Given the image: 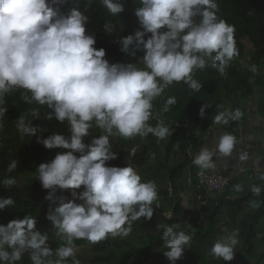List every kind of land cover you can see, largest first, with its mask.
Wrapping results in <instances>:
<instances>
[{
	"label": "clouds",
	"instance_id": "9594fccd",
	"mask_svg": "<svg viewBox=\"0 0 264 264\" xmlns=\"http://www.w3.org/2000/svg\"><path fill=\"white\" fill-rule=\"evenodd\" d=\"M57 2L0 0V131L7 111L6 96L18 91L26 103L46 106L47 120L69 125L70 137L53 133L41 138L37 134L43 130L32 123L41 116L39 110H30L16 120L21 139L35 136L46 149L69 150L58 152L35 169L42 188L49 190L45 199L56 205L49 208L46 219L62 244L52 250L47 243L49 233L39 231L37 218L26 214L6 226L0 224V264H18L26 252L30 264H69V258H73L71 264H80L75 259V241L98 244L109 237L126 238L134 222L151 220L154 206L160 208L158 185L154 180H143L131 164L107 166L106 162L117 159L110 138L139 137L144 141L151 135L158 141L166 140L174 129L160 117L177 103L176 97H168L160 113L154 112L153 102L174 83L199 92L202 83L194 78L198 70L210 67L224 75L240 55L235 25L218 16L217 0H140L134 12L142 30L121 36L117 42L129 57L143 52V67L132 62L110 63L106 50L95 47V35L87 27L88 15L79 8L64 15L51 6ZM100 3L113 16L125 11L124 0ZM114 29L112 24L104 25L106 34ZM249 69L254 74L259 71L257 65ZM206 109V104L199 109L202 119ZM243 116L239 107L218 105L212 123L228 125ZM153 119L155 125L150 123ZM93 127L101 129L102 134L86 144L83 138ZM239 144L236 135L224 132L214 139L211 149L202 147L191 163L203 175L205 170H217L213 157L218 161L235 157L246 162L250 154L238 148ZM135 151L133 147L129 154ZM18 164V159H12L6 172H14ZM260 178L264 180V175ZM16 183L12 176L0 180L5 188ZM82 186L83 191L77 192ZM233 187L236 192L243 191L241 184ZM58 189L70 190L72 199L57 197ZM250 191L260 196L264 188L252 185ZM15 203L12 196L0 197V211ZM253 206L259 207L260 202ZM172 215L165 213V219L171 220ZM158 227L163 228L161 239L167 249L163 255L170 264H176L190 249L195 233L179 223ZM238 237L239 231L233 230L217 238L210 255L232 261Z\"/></svg>",
	"mask_w": 264,
	"mask_h": 264
},
{
	"label": "trees",
	"instance_id": "16d2710c",
	"mask_svg": "<svg viewBox=\"0 0 264 264\" xmlns=\"http://www.w3.org/2000/svg\"><path fill=\"white\" fill-rule=\"evenodd\" d=\"M124 3L125 11L119 16L108 13L100 0H58L51 6L59 9L64 15L72 8L84 11L89 17L88 31L96 38L95 47H103L106 50V59L110 63L132 62L138 67H143V52L129 57L120 51L121 46L117 42L121 36L126 37L142 30L134 12L135 8L140 6V0H124ZM217 3L218 16L235 25L239 57L231 62L224 75L210 67L198 70L194 78L202 83L199 92H194L183 83H174L153 102L154 112L160 113L168 97L174 96L177 100V103L160 117L174 129L168 137L164 152L157 138L151 135L144 141L139 137L132 140H125L120 136L110 138L117 159L106 162V165L125 167L131 164L143 180H146L144 175L154 177L149 180H154L158 185L160 208L154 206L151 220L141 218L134 222L133 231L126 238L109 237L98 244H90L86 240L75 241L78 247L91 246L90 250L85 251L89 254L86 264H170L163 255L167 249L161 239L163 228L158 225L173 223H179L182 228L195 233L190 249L185 250L183 257L176 264H222L220 259L210 255V248L218 234L223 232V227H227L230 232L235 230L234 228L239 231L235 255L240 257L241 264H264V191L260 196H254L250 191L252 185L264 188V180L260 178L264 175V169L259 173L250 171L244 175V179L230 178V183L223 192L212 191V195L209 190L198 185V168L191 163L195 150L200 147L197 131L206 130L213 125L212 117L217 112V106L226 107L228 102H232L231 107H239L245 116V110L239 100L249 99L257 92L254 86L262 82L264 84V79H256L260 81L253 82L252 72L243 68L247 60L252 65L264 67V0H217ZM199 19L196 17L197 21ZM106 23L115 26L111 34L104 31ZM246 40L251 43V49L247 48ZM203 104L208 105L209 109L205 110V118L202 119L198 113ZM5 107L7 111L3 118L4 127L0 131V180L12 176L17 183L11 188L0 185V197L12 196L16 202L14 207L0 211V224L6 226L9 221L29 214L37 218V228L48 227L52 225L46 219L49 208L56 205L45 199L49 190L42 188L35 169L40 163L52 160L58 152L69 150L46 149L37 142L35 136L21 139L16 129V120L20 115L28 114L30 110H39L41 116L32 123L43 130L37 134L41 138H47L53 133L70 137L69 125L55 119L47 120L44 117L48 111L47 107L26 103L19 91L6 96ZM156 122L155 119L150 121L153 125ZM239 124L240 120L231 121L227 125L237 137ZM181 129L185 142L180 144L179 149L176 147V136ZM100 134L102 130L93 127L90 134L83 138V142L90 144ZM188 140L192 142L190 150ZM133 147L136 148L135 153L129 154ZM153 153H157V159L152 156ZM74 154L78 157L80 155ZM12 159L19 160L18 167L14 172L7 173V165ZM262 164L264 168V154ZM223 173L227 175L226 172ZM236 184H241L243 191H234L233 186ZM77 191H83V186ZM69 192L70 190L58 189L56 196L67 197ZM190 193L194 197L189 200L186 195ZM257 201L260 206L254 207L253 204ZM167 212L173 213L171 220L165 219ZM185 223L191 224L193 228L188 229ZM55 243L59 247L62 241L57 237Z\"/></svg>",
	"mask_w": 264,
	"mask_h": 264
},
{
	"label": "crops",
	"instance_id": "0c3cea01",
	"mask_svg": "<svg viewBox=\"0 0 264 264\" xmlns=\"http://www.w3.org/2000/svg\"><path fill=\"white\" fill-rule=\"evenodd\" d=\"M244 64L249 65V66L252 65L250 61ZM258 68H259L258 73L252 74V76L254 75L253 82L260 81L256 79H264V67L258 66ZM245 69L250 70L249 68H246V67ZM262 83L255 87L257 91L255 92V96H253L254 95L253 94L252 95L253 97L251 96L247 100H242V99L239 100L240 105H242L245 110V116L242 120H240L239 129L236 131V134L237 133L238 135L239 133L243 134L242 141L245 144L241 145L238 148H242L241 150H247L249 152L250 156H249L248 161L241 163L235 157L221 158L218 161L217 157H213V161L217 162L218 168L216 171L206 170L207 172L215 173L217 171H221V172H226L230 178L244 179V175H247L250 171H252V173L254 172L259 173V171H262L264 169L262 166L263 165L262 156L264 154V106H263L264 105V84ZM231 104L232 102H228L225 108L231 107ZM227 127H228L227 125L213 124L212 126H210V128L206 130L199 129L197 131V134L200 140V147L195 150L196 151L195 154H197L199 150L205 145L209 149H211L214 146L213 145L214 139L218 137L219 135L223 134L224 132H231L235 135V133L233 131H230ZM239 137L240 135L237 138L239 139ZM176 138H177V144H178V145L176 144L177 145L176 147L179 148L180 144L185 142V135L182 129L178 132V135L176 136ZM168 139L169 138H167L164 141H158V144L163 152L166 150V143ZM178 155L179 153L176 156ZM152 156L156 159L158 158L157 153H153ZM171 156H173L176 159L174 154H172ZM173 161L174 160H172V162ZM150 164L152 163L150 162ZM144 178H146V180H149V178L152 179L154 177H148V175H144ZM186 196H187V199L189 200L194 197L192 193L187 194ZM37 229L41 231L42 233L44 232L49 233V241L47 243L51 249L53 247L52 250H55L57 248L56 243H55L57 236L55 235V230H53L52 225L45 227V228H37ZM223 232H224L223 234L219 233L218 236L223 237V236L228 235L227 234V232H229L228 228L223 227ZM79 251L80 249L78 247L75 259H77ZM72 259L73 258H69V261L71 262ZM220 261L222 264L225 263L221 259ZM229 263L230 262H226V264H229Z\"/></svg>",
	"mask_w": 264,
	"mask_h": 264
},
{
	"label": "built area",
	"instance_id": "2783aa9c",
	"mask_svg": "<svg viewBox=\"0 0 264 264\" xmlns=\"http://www.w3.org/2000/svg\"><path fill=\"white\" fill-rule=\"evenodd\" d=\"M189 150L191 149L192 142L188 140ZM200 169H198L197 178L198 185L209 191L223 192L230 183V177L221 171L215 173L204 171L203 175L200 174Z\"/></svg>",
	"mask_w": 264,
	"mask_h": 264
},
{
	"label": "rangeland",
	"instance_id": "374dc122",
	"mask_svg": "<svg viewBox=\"0 0 264 264\" xmlns=\"http://www.w3.org/2000/svg\"><path fill=\"white\" fill-rule=\"evenodd\" d=\"M246 43H247V48L248 49H251L252 48V46H251V43L249 42V41H247L246 40ZM250 53V52H249ZM247 62H249L248 60H247ZM246 62V63H247ZM245 67L246 68H249V65H246V64H244L243 65V68L245 69ZM253 74V73H252ZM257 85H259V84H256L255 86H254V88L257 86ZM253 96H255V94L253 95ZM252 96V97H253ZM239 135H240V137H239V140H240V144L238 145V147H240L241 145H243V142H242V139H243V134H241V133H239ZM24 178V177H23ZM23 178L19 181L20 183L22 182V180H23ZM77 192H79V191H77ZM210 192V194H214V192H212V191H209ZM67 198L68 199H72V197H71V192H69V194L67 195ZM77 203H80V201H76ZM235 230H237V228H234ZM222 231H223V229H222ZM222 234H223V232H221ZM230 233V230H229V232H227V234H229ZM218 238H222V237H220V236H218ZM56 247H58L57 246V244H56ZM55 247V248H56ZM90 248H91V246H88V245H83V246H81V247H79V249H80V251L78 252V257H77V259L80 261V264H86L87 263V261H88V257H89V254H87L88 252H85V251H87V249L88 250H90ZM52 249H53V247H52ZM9 251H11L10 249H9ZM240 257H237L236 255H235V257H234V259L232 260V261H230V263L229 264H240L241 263V260L239 259ZM263 263V262H262ZM18 264H30V259H29V255H28V253H25L24 255H23V258H22V260L20 261V262H18ZM69 264H71V262L69 261Z\"/></svg>",
	"mask_w": 264,
	"mask_h": 264
},
{
	"label": "water",
	"instance_id": "95a60500",
	"mask_svg": "<svg viewBox=\"0 0 264 264\" xmlns=\"http://www.w3.org/2000/svg\"><path fill=\"white\" fill-rule=\"evenodd\" d=\"M240 149H242V148H240Z\"/></svg>",
	"mask_w": 264,
	"mask_h": 264
}]
</instances>
